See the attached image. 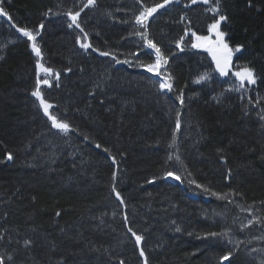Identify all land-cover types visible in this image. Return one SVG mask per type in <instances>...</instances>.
<instances>
[{"label":"trees","instance_id":"16d2710c","mask_svg":"<svg viewBox=\"0 0 264 264\" xmlns=\"http://www.w3.org/2000/svg\"><path fill=\"white\" fill-rule=\"evenodd\" d=\"M78 3L3 0L18 26L45 25L37 38L42 62L59 71L61 80L59 87L53 79L52 87L42 86V91L55 106L50 111L76 131L63 135L51 129L31 96L36 58L30 42L1 20L0 257L5 264H142L123 222L127 213L128 226L145 236L142 246L149 264H218L229 249L235 253L233 264H258L246 261L243 251L252 248L255 238L264 241V227L241 231L248 214L241 208L252 206L253 218H264V81L247 86L245 93L229 89L238 83L232 73L245 65L264 77V0H251V6L249 0H221L228 17L222 24L225 38L233 48L244 45L234 53L226 77L216 71L206 51L191 47V31L208 34L212 16L203 11L206 6L185 8L189 0H179L160 10L149 23L152 38L169 56L174 90L168 93L142 69L83 51L76 43L79 30L69 29L67 17L58 14ZM137 8L135 0H98L97 8L81 14L89 41L120 60L135 62L131 54L138 53L145 63L152 62L154 56L147 54L151 50H144L139 37L131 34ZM185 14L192 21L187 36V20L180 22ZM181 37L183 51L175 44ZM205 73L211 78L195 83ZM179 90L185 95L182 108L175 99ZM177 110L182 123L173 149L168 145ZM104 148L116 156L118 169ZM9 152L12 161L6 160ZM166 171L178 174L182 182L168 183ZM153 178L155 182L148 183ZM191 180L213 192L229 193L233 203L205 193ZM113 183L126 208L115 199ZM235 192L243 198L231 195ZM225 229L231 230V244L198 238ZM26 240L31 244L25 246ZM233 242L238 243L235 248Z\"/></svg>","mask_w":264,"mask_h":264},{"label":"snow or ice","instance_id":"6c2138e0","mask_svg":"<svg viewBox=\"0 0 264 264\" xmlns=\"http://www.w3.org/2000/svg\"><path fill=\"white\" fill-rule=\"evenodd\" d=\"M136 5H138L137 13L133 16L134 25L136 26L135 30L131 33L139 37L142 41V48L144 50H151L147 52L149 56H154V59L150 63H145L143 60L140 59L138 53H132L131 55L135 56V63L128 59L120 60L117 56L110 52V51H102L97 49L93 46V44L89 41V33L85 31V28L82 26L81 21V14L85 12V9L93 10L98 7V0H79V3L75 5L73 8H69L67 11L62 14L67 17V27L69 29H78L79 34L76 36V43L79 45L84 52H88L91 50L92 52L98 53L102 57H110L111 60L115 62V64H128L131 66H135L138 68H142L147 73H151L153 76L159 77L158 81L155 83L158 84L160 91H167L173 92L174 90V77L173 75L167 70V65L169 64V56L165 53L162 46L154 41L150 33V21L153 20L158 12L162 9H166L169 5L178 4L179 0H161V2H153L149 3L148 0H135ZM193 5H203V11L205 14H211L212 19L211 22L207 24V35H198L196 31H191V24L192 21L187 17V15H182L180 17V22L183 23L187 20L188 25L185 28L184 35L187 36L189 31H191V47L193 49H204L205 51L209 52L212 56L213 61L215 62L216 71L220 74V76H228L229 72L232 68V58L234 53H239L244 48V45H236L234 48L230 46L228 40L225 38L227 33L222 30V24L228 21L227 15L222 13L221 10V0H189V3L184 5L185 8H191ZM249 6H251V0H249ZM51 12V9L48 10ZM48 15V13H45ZM109 17L112 16L111 12L106 13ZM0 17L7 18V21L11 23V27L15 29V32L19 33L20 37L26 38L27 42H30L29 46L31 49V53L34 54L35 60V71H36V79H35V87L31 91V96L36 98L38 101L37 107L42 110V113L45 117H47L48 121H50L51 129H55L58 133L63 135H68L70 132L76 131L70 123L58 116V114H53L52 109H54V105L50 103L44 96L42 91V86H47L48 88L52 87L53 79L56 81V87L60 86L61 80V73L56 71L51 66H45L44 61V53L37 42V38L41 35V31L44 29L45 25L40 23L37 29H30L26 26H18L16 23L12 22L13 18L9 14L8 11L5 10L3 7V0H0ZM123 23H128V21H122ZM97 35H99L97 33ZM184 42V38L181 37L179 40L175 42L176 48L183 51L182 44ZM4 59L3 56H0V60ZM66 72H71V68L65 69ZM83 71V69H81ZM41 74H43V78H41ZM236 78L238 83L229 91L245 93L248 91L247 86H255L257 85L258 80L264 81V77L259 76L255 69L245 65L239 71H235L232 73ZM210 75L205 73L201 74L196 80L195 83L199 84L201 82H206L210 79ZM99 87V85H97ZM175 99L179 102V106L182 108L185 105V95L183 90H179L178 94L176 95ZM241 101L244 100V96L241 95ZM264 99V98H262ZM219 103V101H217ZM248 103H252L251 98H249ZM259 104V101H257ZM261 113H264V108L260 109ZM248 114V111L245 110V115ZM260 119L264 121V115H260ZM181 112L177 110L175 112V127L173 129L171 135V142L169 143V148H176V140L177 135L176 133L181 129ZM264 127V125H262ZM85 140H88L89 137L85 136ZM96 148H101L100 144L95 145ZM104 152L108 153L111 162L113 165L119 168V162L116 156L112 155L110 149L104 148ZM14 159L12 153L6 154V160L12 161ZM173 156L169 155L168 160H172ZM177 161L180 160V157L177 155L175 157ZM4 161H0L3 163ZM190 175V173H189ZM228 175H231V171L229 170ZM164 179L172 178L177 181H181V177L173 171H166L164 174ZM113 181L117 179V171H113L112 173ZM155 178L153 180L148 181V183H154ZM190 184H196L197 188L202 189L205 193H210L211 195L215 196L219 200H225L228 203H233V200L229 199V193H217L211 191L210 188L205 187L204 185L196 183V181L191 180L189 181ZM111 191L115 195V199L119 201V204L123 207H127L125 198L123 197L122 193L118 190L117 185L113 183ZM231 195L240 196L243 198L241 193L235 192ZM35 199V198H33ZM261 203H264L262 201ZM252 206H249L248 209L241 208L242 211H248L250 217L253 216L251 211ZM117 213L113 212L112 215L115 216ZM57 216L60 215L59 212L56 213ZM123 222L127 227V232L131 234V237L134 238V242L136 247L139 250V256L142 258V264H149V258L146 254L145 248L142 246L143 242L145 241V236L143 234H138L132 227L128 226L131 222L129 221L127 213L123 214ZM254 225H259L264 227V218L262 217H255L254 219H249L246 224L241 225V231L245 228H250ZM176 231L179 232L181 229L179 227L176 228ZM230 229H225L221 232H208L205 233L203 239H225L228 244H231L232 241L229 239L230 236ZM191 235V233H190ZM25 246L31 244L30 240H26ZM238 247V246H237ZM255 251V250H254ZM235 253L229 249L219 257L218 264H233L234 262ZM8 261H13L12 256L7 257ZM0 264H5V260L3 257H0ZM119 264H125L123 260L119 262ZM260 264H264V260H261Z\"/></svg>","mask_w":264,"mask_h":264},{"label":"rangeland","instance_id":"374dc122","mask_svg":"<svg viewBox=\"0 0 264 264\" xmlns=\"http://www.w3.org/2000/svg\"><path fill=\"white\" fill-rule=\"evenodd\" d=\"M1 20H5L7 21V18H4V17H0V21ZM26 39V38H25ZM83 50V49H82ZM198 50H201V51H205L204 49H198ZM84 51V50H83ZM207 52V51H206ZM208 55L210 56L213 64L215 65V62L213 61L212 59V56L209 52H207ZM132 61V60H131ZM135 62H133L134 64ZM127 67L129 68H132V69H142V68H138V67H135V66H131V65H128L126 64ZM216 67V66H215ZM143 70V69H142ZM146 72V71H145ZM149 75L153 76L151 73H148ZM42 75V74H41ZM156 77V76H154ZM164 93H167V91H162ZM168 183L170 184H173L176 180L172 179V178H167L165 179ZM191 199H195L193 196H191ZM249 219H254L253 216L250 217L249 214H247L244 218V224H246L248 222ZM238 243L236 242H233V246L235 248V246L237 245ZM252 248H250L249 250H246V251H243V256H244V259L246 261H251V262H256L258 264H260L261 260H264V241H261L260 238H255L254 241H252ZM255 250V251H254Z\"/></svg>","mask_w":264,"mask_h":264}]
</instances>
